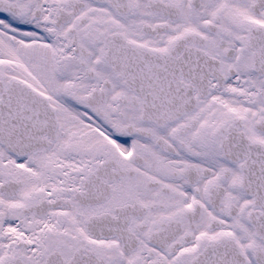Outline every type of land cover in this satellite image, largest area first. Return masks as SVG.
I'll return each instance as SVG.
<instances>
[{
	"label": "snow or ice",
	"instance_id": "obj_1",
	"mask_svg": "<svg viewBox=\"0 0 264 264\" xmlns=\"http://www.w3.org/2000/svg\"><path fill=\"white\" fill-rule=\"evenodd\" d=\"M0 264H264V0H0Z\"/></svg>",
	"mask_w": 264,
	"mask_h": 264
}]
</instances>
